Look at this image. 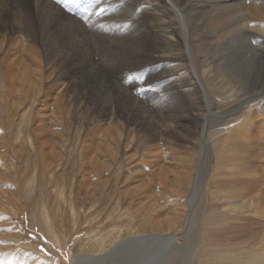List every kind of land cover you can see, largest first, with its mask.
<instances>
[{
  "label": "rangeland",
  "instance_id": "obj_1",
  "mask_svg": "<svg viewBox=\"0 0 264 264\" xmlns=\"http://www.w3.org/2000/svg\"><path fill=\"white\" fill-rule=\"evenodd\" d=\"M120 5L121 2H114V12ZM202 20L201 17L198 19ZM93 35L98 38L94 37L96 41H93L98 47L94 51L99 67L108 64L109 70L105 75L110 76L113 71L118 73L117 69L124 65L123 57L109 54L104 33L93 32ZM166 35L172 42L179 37L177 33ZM60 39L58 44L63 48L67 39L65 36ZM146 40H155V28ZM30 41H33L30 42L33 48L43 51L39 42ZM99 41L102 43L100 46ZM2 47L0 264H264V243L258 237L247 234L242 216L231 217L227 213L231 219L228 221L227 216L219 214L226 209L225 206L218 207L223 201L218 198L227 192L223 185L230 179L227 173L230 169L224 162L215 163V154L213 159L206 158L203 163L199 196L194 208L188 212L191 186L183 184L185 179H189L183 176L182 185L185 187L179 189L176 173L179 167L183 168L180 172L186 169L183 163H179L180 160H173L174 154L166 150L172 148L171 142L167 143L165 139L148 144L144 142L145 137L133 124L134 115H129L127 111L118 115L114 113L116 105L112 96L104 101L113 106L109 116L93 113L82 99L65 91L68 80L60 75L59 62L53 57L52 62L49 58L42 60L39 75L36 71L29 72V75L39 79L35 85L39 90L35 88L25 97L24 92L32 89L31 85L24 82V71L13 62L17 56H13V60L10 57L7 59L3 52L5 44ZM75 52L71 56L82 53L81 50ZM173 53L166 52L162 61L171 59ZM153 63L160 64L161 61ZM153 63L146 60L145 67ZM204 71L209 73L207 68ZM182 72L180 79L187 90L190 87L189 71ZM147 78L152 81L155 76ZM144 81V76L134 74L124 79L123 83L135 86L132 96L140 99L159 128L175 125L184 106L197 99L188 91L185 92H188L187 96H179L178 93L175 97L165 98L155 94L154 87H141ZM108 82L106 84L110 87ZM26 85L29 88L24 87ZM15 88H18V93L13 95ZM235 91L232 86L226 88L229 97ZM218 100L223 102L221 98ZM193 114L201 115L199 120L203 123L202 111L199 114L194 109ZM35 125L39 128L44 126L47 133H38ZM117 125L127 133L134 131L131 145L124 146L122 138L118 149L114 147ZM211 125L209 133L214 145L217 144L214 147L217 154L224 147L225 124L213 122ZM198 133L192 138V143L189 142L188 148H173L184 156L193 150V142L200 143ZM156 146H161L157 164L153 161L157 156L154 159L151 157V160L145 155L146 149ZM251 166V172L255 171L256 167ZM211 175H217L218 182L213 180L212 184H208ZM240 177L234 179L241 180ZM246 181L255 184L258 179L246 178ZM209 186L213 188L212 192ZM250 208L251 204L244 201L234 207V213L243 214ZM186 215H189V224L184 229ZM246 215L250 219L253 217L252 214ZM218 216L223 219L218 220ZM172 232L176 234V240L171 245L164 240L135 239L121 243L104 258H89L107 252L129 237Z\"/></svg>",
  "mask_w": 264,
  "mask_h": 264
},
{
  "label": "bare ground",
  "instance_id": "obj_2",
  "mask_svg": "<svg viewBox=\"0 0 264 264\" xmlns=\"http://www.w3.org/2000/svg\"><path fill=\"white\" fill-rule=\"evenodd\" d=\"M114 2H121L115 12ZM200 17L203 19L201 22L198 21ZM152 28H155V40L149 42L146 37L153 32ZM93 32H102L107 36L104 42L108 44L109 54L123 57L124 65L117 69L118 73L113 71L110 76L105 75L109 70L108 64L99 67L94 51L98 48L94 44L98 38ZM168 33H177L179 37L176 42L167 38ZM62 36L66 37L67 45L60 48L58 42ZM31 39L41 44L44 54L36 49L38 45L34 44L35 48L30 45L33 42ZM4 44L3 52L8 56L6 58L17 56V59L12 60L24 71V82L31 85V91L26 89L24 92L25 97L34 92L35 88L38 89L35 85L39 83V79L29 75V72L36 71L39 75L42 60L49 58L51 61L53 57L59 62L60 75L68 80L67 93H74L77 99H82L98 116L110 113L113 106L104 101L110 96L114 97V113L118 115L127 111L129 115H134L133 124L145 137L144 142L147 144L165 139L175 148H188L189 142L192 143V138L200 130V143L193 142V150L184 156L173 146L166 149L174 154L173 160H180L179 163L185 165L184 172L179 171L182 167L178 168L181 175L176 173L175 179L182 190L185 187L182 185V177L189 178L183 183L191 186L188 201L191 206L188 212L194 208L199 196L203 163L206 158L213 159L215 154V163L224 162L230 169L227 170L230 179L223 185L227 192L218 198L223 200L218 207L225 206L226 209L219 214L242 216L247 234L258 237L264 243V0H0V52ZM78 50L82 53L76 57L71 56V53ZM169 51L174 52L171 59L162 61L164 54ZM146 60L149 63H161L145 67ZM185 70L189 71L190 78L187 90L184 81L180 79ZM134 74L144 76L145 81L141 87H154L155 94L165 98L175 97L178 93L184 96L190 92L189 95H196L197 99L186 104L189 106H184L175 125L159 128L140 99L132 96L135 86L123 83L124 79ZM149 75L155 78L150 81L147 78ZM213 80L217 82L213 83ZM108 81L110 87L106 84ZM152 83L153 86H150ZM227 86L236 89L231 97L226 93ZM17 89L12 90L13 95L18 93ZM194 109L199 114L203 112V123L199 120L201 115L193 114ZM213 122L225 124L226 138L219 155L215 153L214 147L217 144L214 145L209 133ZM36 127L38 133L46 132L44 126ZM115 127L114 147L118 149L122 138L124 146L131 145L134 131L127 133L118 125ZM160 147L146 149L145 155L149 158L157 156L156 160L151 158L154 163L160 160ZM252 164L256 167L253 172L250 169ZM237 176H242L239 178L241 180L234 179ZM246 178H257L258 181L249 184ZM208 181V184L218 182L217 175H211ZM244 201L250 203L251 208L243 214H235L234 207ZM246 214H252V219ZM188 217L186 215L184 220V229L189 224ZM227 217L230 221V217ZM219 219L223 218L218 216ZM162 235H169L167 238L172 240L169 245L174 244L176 234L173 232L133 236L121 240L107 252L89 258H104L121 243L135 240L130 238L162 242ZM169 245L166 244L167 247Z\"/></svg>",
  "mask_w": 264,
  "mask_h": 264
},
{
  "label": "water",
  "instance_id": "obj_3",
  "mask_svg": "<svg viewBox=\"0 0 264 264\" xmlns=\"http://www.w3.org/2000/svg\"><path fill=\"white\" fill-rule=\"evenodd\" d=\"M187 220H188V218H187ZM152 236H154V235H152ZM152 236H146V238L147 237H152ZM169 235H162V238H161V240H164V241H166V243H171V239L170 238H167ZM130 239H136V238H130ZM170 239V240H169ZM172 239L174 240V236H173V234H172ZM141 240V239H140ZM119 246V245H118ZM118 246H117V248H118Z\"/></svg>",
  "mask_w": 264,
  "mask_h": 264
}]
</instances>
